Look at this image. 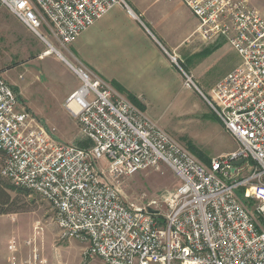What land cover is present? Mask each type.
Returning <instances> with one entry per match:
<instances>
[{
  "label": "built area",
  "instance_id": "2783aa9c",
  "mask_svg": "<svg viewBox=\"0 0 264 264\" xmlns=\"http://www.w3.org/2000/svg\"><path fill=\"white\" fill-rule=\"evenodd\" d=\"M0 2L80 82L65 109L86 148L60 142L0 72L1 177L51 206L63 240L84 244L85 259L105 264H264V14L250 0H181L200 39L225 41L241 60L206 97L169 56L239 144L209 165L103 80L68 63L44 33L67 48L116 7L132 16L125 0ZM161 165L177 178L175 191L122 197L125 180Z\"/></svg>",
  "mask_w": 264,
  "mask_h": 264
},
{
  "label": "rangeland",
  "instance_id": "374dc122",
  "mask_svg": "<svg viewBox=\"0 0 264 264\" xmlns=\"http://www.w3.org/2000/svg\"><path fill=\"white\" fill-rule=\"evenodd\" d=\"M257 3L258 9L264 13V0ZM22 30L23 27L0 2V72L5 73V80L12 87L21 91L32 109L22 100L20 104L42 120L60 142L78 145L83 139L77 122L57 103L62 93L78 88L79 80L64 61H54L49 57L45 61H37L35 54L38 49L32 52L22 38ZM196 36L198 40L187 43L177 54L169 50L166 52L176 57L181 70L208 97L212 88L237 68L241 60L225 41L206 43ZM53 45L73 67H84L114 92L127 98L80 60L73 45L67 48L55 42ZM218 45L220 47L216 52L208 56L201 54L206 49L212 52ZM166 59L172 67L166 96L141 100L145 103L143 111L147 117L188 149L194 147L207 162L237 151L238 142L215 118L203 96L195 89L188 88L180 69L167 55ZM46 67L50 68V74L45 72ZM3 160L0 154V172ZM0 180L11 185L2 179L1 173ZM178 187L179 182L171 169L161 165L158 169L141 171L125 180L120 189L122 197L132 202L143 196L152 199L163 191H175ZM10 194L13 198L10 209L16 211L0 215V264H10L13 259L20 264H105L99 258L85 259L84 244L62 239L54 211L47 202L31 193L28 196Z\"/></svg>",
  "mask_w": 264,
  "mask_h": 264
},
{
  "label": "crops",
  "instance_id": "0c3cea01",
  "mask_svg": "<svg viewBox=\"0 0 264 264\" xmlns=\"http://www.w3.org/2000/svg\"><path fill=\"white\" fill-rule=\"evenodd\" d=\"M257 1L250 0L256 9ZM126 3L133 12L132 16L123 7L114 8L82 34L73 46L80 60L88 67L109 81L118 92L114 84L133 94L144 108L142 99L166 96V85L172 76L166 51L177 54L184 45L198 40L196 32L199 22L181 0H126ZM18 23L23 27L22 38L32 52L38 49L35 54L37 61H45L49 57L63 62L56 54L48 53L50 47L47 44L21 22ZM44 33L49 35L53 47L54 42L59 44L47 30ZM40 48L43 50L40 51ZM47 71L49 73V67L45 68ZM78 88L62 93L57 103L59 107L65 109L67 99ZM17 91L20 100L32 109L21 91Z\"/></svg>",
  "mask_w": 264,
  "mask_h": 264
},
{
  "label": "trees",
  "instance_id": "16d2710c",
  "mask_svg": "<svg viewBox=\"0 0 264 264\" xmlns=\"http://www.w3.org/2000/svg\"><path fill=\"white\" fill-rule=\"evenodd\" d=\"M220 47V45L216 46L214 48V50L211 52L210 49H206L204 50L201 54L203 55H210L214 52H216L218 50V48ZM115 87L118 88V90L120 91V93L124 94L128 100H130L134 105H136L140 110L143 111V105L139 102V100L133 95L131 94L130 92H128L127 90H125L124 88L118 86L117 84H114ZM14 91L18 94V97L20 99V96H19V93L17 91L16 88H13ZM215 118L217 119V117L215 116ZM218 120V119H217ZM78 145L81 147V148H86V147H89L90 146V143L89 142H80L78 143ZM189 150L198 158H200L201 160H203L205 163H207L206 165H209L211 160L209 162H207L208 160H206L203 156H201L197 150L194 149V147H189ZM3 179V178H2ZM5 180V179H3ZM6 181V180H5ZM10 192H13L15 193L17 196H20V195H30L29 192L25 191V190H21V189H17L15 187H13L12 185H8L6 184L5 182L1 181L0 180V215H7L9 213H14L16 210L15 209H10V206L12 205L13 203V198L10 194ZM6 207V208H5Z\"/></svg>",
  "mask_w": 264,
  "mask_h": 264
},
{
  "label": "water",
  "instance_id": "95a60500",
  "mask_svg": "<svg viewBox=\"0 0 264 264\" xmlns=\"http://www.w3.org/2000/svg\"><path fill=\"white\" fill-rule=\"evenodd\" d=\"M241 164H243V160L238 161V162L235 163L236 166H240ZM150 212H151V213H154L153 210H150Z\"/></svg>",
  "mask_w": 264,
  "mask_h": 264
},
{
  "label": "bare ground",
  "instance_id": "6f19581e",
  "mask_svg": "<svg viewBox=\"0 0 264 264\" xmlns=\"http://www.w3.org/2000/svg\"><path fill=\"white\" fill-rule=\"evenodd\" d=\"M76 109V108H75Z\"/></svg>",
  "mask_w": 264,
  "mask_h": 264
}]
</instances>
